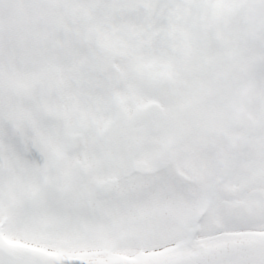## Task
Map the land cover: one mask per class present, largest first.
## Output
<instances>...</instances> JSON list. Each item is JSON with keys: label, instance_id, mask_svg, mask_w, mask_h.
<instances>
[{"label": "snow or ice", "instance_id": "snow-or-ice-1", "mask_svg": "<svg viewBox=\"0 0 264 264\" xmlns=\"http://www.w3.org/2000/svg\"><path fill=\"white\" fill-rule=\"evenodd\" d=\"M0 264H264V0H0Z\"/></svg>", "mask_w": 264, "mask_h": 264}]
</instances>
